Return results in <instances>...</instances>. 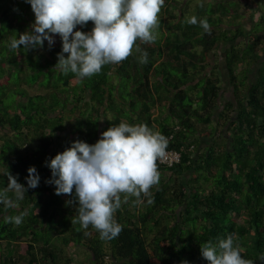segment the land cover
Listing matches in <instances>:
<instances>
[{"label":"trees","instance_id":"trees-1","mask_svg":"<svg viewBox=\"0 0 264 264\" xmlns=\"http://www.w3.org/2000/svg\"><path fill=\"white\" fill-rule=\"evenodd\" d=\"M189 1L164 0L154 42L137 40L128 58L81 81L54 69L59 36L51 48L45 41L43 48L10 49L35 16L25 0H0V264H72L67 249L75 246L93 264H208L201 245L229 235L246 260L264 264V0L253 33L238 44L247 0H199L193 14ZM192 16L207 19L210 32L189 25ZM92 27L89 21L77 30ZM219 43L229 44L225 66L234 99L225 102L222 73L207 72ZM137 47L147 51L148 63L139 62ZM33 87L45 93L32 94ZM122 120L159 131L181 161L157 162L172 182L160 177L147 195L118 194L114 217L122 231L101 240L91 225L75 222L74 190L56 195L46 183L45 161L76 140L94 144ZM204 139L209 144L200 151ZM31 166L40 183L18 199L9 174L27 187ZM15 216H22L18 225L10 221ZM4 242L17 247L12 255Z\"/></svg>","mask_w":264,"mask_h":264},{"label":"clouds","instance_id":"clouds-1","mask_svg":"<svg viewBox=\"0 0 264 264\" xmlns=\"http://www.w3.org/2000/svg\"><path fill=\"white\" fill-rule=\"evenodd\" d=\"M35 16L30 30L10 41L12 50L49 48L59 36L62 50L57 54L56 70L72 73L83 81L98 74L102 67L118 64L132 54L137 40L152 43L156 37L158 15L164 0H25ZM91 21L93 27L77 30ZM189 25L210 32L207 19L188 18ZM141 64L148 63L147 51L136 49ZM67 54V55H65ZM168 148L167 138L144 124L122 120L101 133L94 144L76 140L54 158L46 160L55 186V194L72 195L78 203L75 222L87 229L90 225L101 240H112L122 231L114 213L120 207V193L147 195L159 183L157 162L163 160ZM27 187L9 174V188L18 199L29 188L35 189L40 175L35 166L28 168ZM151 201H149L150 203ZM20 224L22 216L10 218ZM73 222V221H72ZM201 256L208 264H252L241 253L229 235L218 245H201Z\"/></svg>","mask_w":264,"mask_h":264},{"label":"rangeland","instance_id":"rangeland-1","mask_svg":"<svg viewBox=\"0 0 264 264\" xmlns=\"http://www.w3.org/2000/svg\"><path fill=\"white\" fill-rule=\"evenodd\" d=\"M199 0H190L188 3V5H190V10H191V14L196 13V4L198 3ZM216 0H205V2H215ZM234 1V0H232ZM262 1V0H247L248 2V6L247 5H243L242 4V18L240 20L241 24L243 25V29L245 30V34L240 35L237 39H236V43H240L241 41H243L244 39L248 40L249 39V34H252L254 31V25L257 23V21L259 20V10L260 8L258 7V3ZM187 2V0H186ZM238 0L235 3L236 5H238ZM227 3H231V1L227 2ZM195 11V12H194ZM166 18V17H165ZM30 29V26H28L26 28V31H28ZM264 38V35H263ZM229 47V44L226 43H219L216 50L211 54L210 58H209V62H210V66L207 69V72L209 71H213L214 73H222L221 77H222V94H221V100L222 101H228V100H233L234 99V94H233V87L230 83V81L228 80V75L226 72V66H225V56H226V49ZM260 54L262 53V48L260 47L259 49ZM264 56V53L262 54ZM217 62L219 65L218 70L214 68V63ZM261 65V62L257 65H254L251 72H250V81L255 80L257 74H258V69ZM242 66H239L238 71H241ZM219 71V72H218ZM29 92L32 94H36V93H45L42 90H39L38 88H28ZM159 109L155 108L154 109V113L155 115H157L159 113ZM226 136L229 137V133H226ZM57 140V137L55 138ZM217 141L220 143L223 141L222 138L218 137ZM207 144H209L208 140H203V147L200 149V151L204 148V146H206ZM3 165L0 162V171L3 170ZM160 173V177L161 178H168L170 182H172L169 176V173L167 172H159ZM19 183L23 184L20 180H18ZM143 203V202H141ZM3 247L4 250L6 251L7 256H9L10 254L12 255L15 251H16V246L14 244L11 243H7L4 242L3 243ZM20 252V251H19ZM67 252L69 254V256L72 259V264H93L90 259H87V256L85 255L86 253L80 248V247H71L67 249ZM109 261V260H108ZM23 264V263H21ZM108 264H110V261L108 262Z\"/></svg>","mask_w":264,"mask_h":264},{"label":"built area","instance_id":"built-area-1","mask_svg":"<svg viewBox=\"0 0 264 264\" xmlns=\"http://www.w3.org/2000/svg\"><path fill=\"white\" fill-rule=\"evenodd\" d=\"M181 161V153L174 150H166V156L163 160H159L158 163L168 167H173Z\"/></svg>","mask_w":264,"mask_h":264},{"label":"crops","instance_id":"crops-1","mask_svg":"<svg viewBox=\"0 0 264 264\" xmlns=\"http://www.w3.org/2000/svg\"><path fill=\"white\" fill-rule=\"evenodd\" d=\"M11 255V254H10Z\"/></svg>","mask_w":264,"mask_h":264}]
</instances>
